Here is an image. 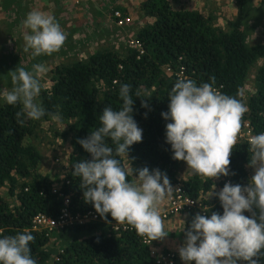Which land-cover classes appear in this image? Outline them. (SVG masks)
Listing matches in <instances>:
<instances>
[{
  "label": "trees",
  "instance_id": "16d2710c",
  "mask_svg": "<svg viewBox=\"0 0 264 264\" xmlns=\"http://www.w3.org/2000/svg\"><path fill=\"white\" fill-rule=\"evenodd\" d=\"M237 2L236 19L223 29L212 13L175 9L171 0H143L139 15L149 23L135 34V39L142 43V54L127 42L120 48L102 47L84 59L53 66L52 84L43 86L40 100L49 113L59 111L62 119L57 122L68 127L65 133L56 134L63 133L65 138L71 134L69 170L60 187H56L59 179L41 173V153L34 142L41 124L53 121L51 117L26 120L20 125L16 113L21 106L0 103V188L6 187L8 195L14 198L12 202L0 194V233L31 232L35 240L30 246L38 264H155L157 259L151 247L135 230L115 231L116 221L110 214L105 220L90 203H85L73 165L90 160L91 155L77 141L100 126L99 116L105 107L119 109V88L130 84L135 101L133 117L143 130V139L130 147L129 160L123 158L122 163L131 170L159 169L172 180L171 184L178 183L181 180L175 177L182 160L172 158L171 147L165 142V126L171 121H166L161 113L168 110V94L179 78L194 80L199 85L210 82L211 76L215 77L214 87L218 91L237 98L247 107L240 130L245 132L248 125L254 135L264 132V40L251 44L249 39L247 23L254 11L252 0ZM260 7L264 8V0ZM110 9L115 21L113 10L128 14V8L121 5ZM7 65L13 67L12 63ZM137 93L140 97H136ZM142 100H146L147 108L141 106ZM248 141L240 139L231 150L229 168L234 174L214 178L193 175L181 181L187 197L202 198L205 202V194L215 184L223 187L229 181L246 185L253 171L248 166ZM128 179L134 181V176ZM66 195L70 196L69 205L65 204ZM212 198L216 205L207 216L212 212L222 214L218 197ZM65 209L74 216L94 212L99 219L53 230L34 228V218L39 214L59 221ZM197 213L195 209L183 213L187 217L182 236ZM59 241L63 242L60 248ZM174 264H180L179 259Z\"/></svg>",
  "mask_w": 264,
  "mask_h": 264
},
{
  "label": "clouds",
  "instance_id": "9594fccd",
  "mask_svg": "<svg viewBox=\"0 0 264 264\" xmlns=\"http://www.w3.org/2000/svg\"><path fill=\"white\" fill-rule=\"evenodd\" d=\"M23 23L27 29L23 51H30L33 59L58 52L64 45L66 35L55 17L31 11ZM46 71L43 63L33 64L31 70L17 66L10 71L11 88L0 92V103L21 106L16 113L18 124L46 115L53 121L62 119L59 111L49 113L40 100L41 75ZM209 81L198 85L179 78L168 94V110L161 116L171 121L165 126V142L171 147L172 158L185 161L196 176L214 178L234 174L230 173L229 157L247 107L218 91L214 76ZM119 98V109L105 107L99 116L100 126L78 139L91 159L76 162L73 175L80 180L85 203L101 218L107 220L110 214L116 224L131 226L141 237L163 239L168 233L159 206L173 189L161 170L143 167L130 171L122 163L123 158L129 160L130 147L142 141L143 130L133 117L130 84L120 86ZM141 106L148 107L146 100ZM248 144V166L254 168L253 175L246 185L225 183L219 192L212 190L208 197H218L223 212L194 216L178 249L184 264H264V132L250 137ZM130 175L136 179L130 181ZM212 201L206 202L210 205L215 203ZM34 240L27 231L0 233V264H38L30 246Z\"/></svg>",
  "mask_w": 264,
  "mask_h": 264
},
{
  "label": "rangeland",
  "instance_id": "374dc122",
  "mask_svg": "<svg viewBox=\"0 0 264 264\" xmlns=\"http://www.w3.org/2000/svg\"><path fill=\"white\" fill-rule=\"evenodd\" d=\"M127 1L116 0L115 3L113 0H0V92L10 90V71L14 70L17 65L21 66L20 62L27 70H31L33 64L43 63L47 71L41 75V83L42 86L49 87L52 84L51 69L53 66L84 59L102 47L113 48L115 45L117 47L127 45L126 43L131 38H135L137 31L149 23L147 19H142L139 16L138 6L142 0ZM261 2L262 0H252L254 11L250 14V20L247 23L251 44L260 43L264 40V8L260 7ZM125 3L128 14H131L133 18L127 27L122 28V26H116L114 22V24L110 23V12L112 11L110 8L117 5L123 6ZM176 4L173 2L172 6L176 8ZM192 4L189 10H192L194 6H196V11L204 12V9H207L208 14L212 13L217 17V25L223 29L228 28L229 21L236 19L239 11L237 0H193ZM31 11H40L46 15H51L59 22L66 35V40L58 52L33 59L30 51H23L25 44L23 36L27 31L23 22ZM8 63H12L13 67L8 66ZM254 72L255 69L252 72V79ZM252 84L253 82L250 81L249 89H251ZM67 128L66 123L43 122L38 129L37 138L34 139L41 153L39 169L41 173L52 176L54 180L59 179L56 187L62 185L69 170L68 157L72 151L71 134L66 138L61 135L65 133ZM56 132L63 133L56 134ZM244 133L247 136L250 135L247 130ZM129 170L131 171L130 168ZM133 175L135 174L133 173ZM193 175L186 162L182 161L175 178L185 182ZM169 181L171 184L172 180ZM218 186V184L213 186V192H219L216 190ZM211 192L205 194L208 201H212L211 196L213 195L208 197ZM0 194L14 202V198L8 195L6 187L0 188ZM215 205V203L210 202L211 207ZM186 217L187 214L183 213H178L167 219L161 216L164 229L169 233L163 239L179 236L178 242H181L178 245L181 247L185 239V236H182V230L186 223ZM163 239H159V241ZM155 241L158 242V240ZM62 244L61 241L57 242V247L60 248ZM157 246L166 252L170 251L165 246L161 247L159 244ZM178 249L176 248V250ZM49 264L54 263L50 262Z\"/></svg>",
  "mask_w": 264,
  "mask_h": 264
},
{
  "label": "built area",
  "instance_id": "2783aa9c",
  "mask_svg": "<svg viewBox=\"0 0 264 264\" xmlns=\"http://www.w3.org/2000/svg\"><path fill=\"white\" fill-rule=\"evenodd\" d=\"M115 17L117 18V23L120 26H124L132 21L131 16L127 15L124 16L121 10H113ZM130 45L134 48L140 50V54L144 52L142 43L138 39H131L129 41ZM170 71V70H168ZM247 125V133L249 132V136L244 133L242 130L239 131L237 142L240 139H250V137L254 136L251 129H248ZM246 136V137H245ZM236 142V143H237ZM226 183H230L227 181ZM172 191L170 194L166 195L165 199L162 201L163 205L159 207L160 215L162 218L167 219L171 218L172 216L178 213H188L191 209H195L199 214L207 216L209 210L212 208L207 202L203 201L202 198L198 199H191L187 197L185 190L183 188V183L179 181L178 183L171 184ZM57 191V190H55ZM65 204L69 205L71 203L70 196H64ZM220 202V201H219ZM208 208V211H204V207ZM99 219L98 214L94 212H88L87 214L81 215H71L67 209L63 210V214L59 221L52 220L47 218L43 214H39L34 218V228H42L47 227L50 230L55 228H63L65 226H72V225H84L90 221H96ZM114 230L117 232H121L122 230H135L131 226L128 225H120V224H113ZM143 242L148 244L152 249V255L157 259L155 264H174L176 259H179L180 264H184L179 256V252L177 250H170L169 252H164L157 246L155 240L151 241L147 236L142 237Z\"/></svg>",
  "mask_w": 264,
  "mask_h": 264
},
{
  "label": "crops",
  "instance_id": "0c3cea01",
  "mask_svg": "<svg viewBox=\"0 0 264 264\" xmlns=\"http://www.w3.org/2000/svg\"><path fill=\"white\" fill-rule=\"evenodd\" d=\"M143 1V0H142ZM127 2H129V0L127 1ZM173 2H176L177 4V6H176V8L175 9H180V10H189L190 8H191V6L193 5L192 3H193V0L191 1V0H171V3L173 4ZM141 3V2H140ZM171 4V5H172ZM138 5H139V3H138ZM123 6H125V7H127V4L125 3V4H123ZM173 7V6H172ZM174 8V7H173ZM140 8H139V6H138V10H139ZM193 10H196V6H194L193 8H192ZM205 11L203 12V11H200V12H203V13H206V14H208V10L207 9H204ZM139 13H140V11H139ZM129 16H132L131 14H129ZM140 16V15H139ZM133 17H131V19H132ZM110 23L112 22V24H116V26H120V25H118V23H117V21H115L113 18H112V16L110 15ZM114 22V23H113ZM131 22V21H130ZM129 22V23H130ZM128 26V24H126L125 26H122V28H125V27H127ZM253 173H254V168H253V171H252V175H253ZM223 187H221V186H218L217 188H216V190L217 191H220L221 189H222ZM214 197H215V195H213ZM180 237H171V238H169V239H163L162 241L164 242V240H165V242L163 243L162 241H159L158 240V244L162 247H164L165 246V248L166 249H169V250H173V249H175L176 250V248H179L180 246L178 245V243H180L181 241H179L178 242V239H179ZM181 240H182V238H181ZM185 240V239H184ZM157 244V245H158ZM159 247V246H158ZM161 250H163V249H161ZM178 251V250H177ZM183 264V263H182Z\"/></svg>",
  "mask_w": 264,
  "mask_h": 264
}]
</instances>
